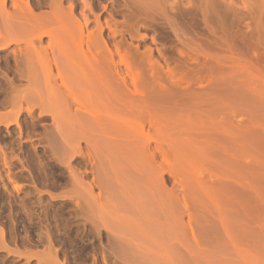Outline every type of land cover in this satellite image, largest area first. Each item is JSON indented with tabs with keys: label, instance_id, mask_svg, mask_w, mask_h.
<instances>
[{
	"label": "rangeland",
	"instance_id": "obj_1",
	"mask_svg": "<svg viewBox=\"0 0 264 264\" xmlns=\"http://www.w3.org/2000/svg\"><path fill=\"white\" fill-rule=\"evenodd\" d=\"M0 264H264V0H0Z\"/></svg>",
	"mask_w": 264,
	"mask_h": 264
},
{
	"label": "bare ground",
	"instance_id": "obj_2",
	"mask_svg": "<svg viewBox=\"0 0 264 264\" xmlns=\"http://www.w3.org/2000/svg\"><path fill=\"white\" fill-rule=\"evenodd\" d=\"M85 23H87V20L85 19ZM107 24V23H106ZM108 25V24H107ZM108 29L110 30V27L108 26ZM77 30H78V33H79V36H84L83 35V26L82 25H78V27H77ZM102 32H103V27H102V25H99V28H98V33H97V35H98V37L95 39L94 38V36H93V34L92 33H90L89 35H91V36H86V37H88V38H92L93 39V42L92 41H90V43H93V44H104V40H103V38H102ZM74 34H72V37H74L73 36ZM78 36V37H79ZM87 38V39H88ZM91 38L89 39V40H91ZM75 37H74V41H75ZM79 40H80V38H78ZM71 40V39H70ZM89 40H87V41H89ZM73 41V40H72ZM80 41H82V40H80ZM72 43V42H71ZM82 44V43H81ZM77 48V50L78 51H80V53H81V56H82V54H84L83 56H84V58H86L88 55H89V58H87V60L88 59H93V60H90L91 62H94V64H95V62H96V58L94 57V54H93V52L90 50V48L88 49V46H87V51H86V53L88 54H86V53H84V51L82 50V48L81 47H76ZM73 53H75V52H73ZM97 53V52H96ZM73 55V54H72ZM87 55V56H86ZM83 59V58H82ZM83 61H84V59H83ZM97 63V62H96ZM86 64V63H85ZM86 65H88L89 67H93V66H95V65H90L89 63H87ZM178 155H179V152H178ZM183 158V157H182ZM187 158V157H186ZM184 159L182 162L183 163H185V160H187V159ZM179 159H181V158H178L177 160H179ZM176 161V160H175ZM188 161V160H187ZM182 162H180V163H182ZM177 163H179V161L177 162ZM181 165V164H180ZM178 166H179V164H178ZM178 166H177V168H178ZM181 167H182V165H181ZM180 168V167H179ZM178 168V169H179ZM183 168H184V165H183ZM182 168V169H183Z\"/></svg>",
	"mask_w": 264,
	"mask_h": 264
}]
</instances>
